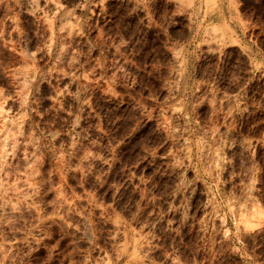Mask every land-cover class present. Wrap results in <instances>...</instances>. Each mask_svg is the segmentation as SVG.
I'll return each mask as SVG.
<instances>
[{
    "label": "rangeland",
    "instance_id": "374dc122",
    "mask_svg": "<svg viewBox=\"0 0 264 264\" xmlns=\"http://www.w3.org/2000/svg\"><path fill=\"white\" fill-rule=\"evenodd\" d=\"M256 50L264 0H0V264H264Z\"/></svg>",
    "mask_w": 264,
    "mask_h": 264
},
{
    "label": "crops",
    "instance_id": "0c3cea01",
    "mask_svg": "<svg viewBox=\"0 0 264 264\" xmlns=\"http://www.w3.org/2000/svg\"><path fill=\"white\" fill-rule=\"evenodd\" d=\"M251 28L250 26L248 27V29ZM252 48H253V44H251ZM255 54V59L257 61H262L264 62V52L263 51H259V50H256V52H253Z\"/></svg>",
    "mask_w": 264,
    "mask_h": 264
}]
</instances>
